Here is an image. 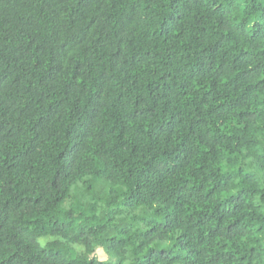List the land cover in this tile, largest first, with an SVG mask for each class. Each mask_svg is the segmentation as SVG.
Returning a JSON list of instances; mask_svg holds the SVG:
<instances>
[{
	"label": "trees",
	"instance_id": "1",
	"mask_svg": "<svg viewBox=\"0 0 264 264\" xmlns=\"http://www.w3.org/2000/svg\"><path fill=\"white\" fill-rule=\"evenodd\" d=\"M0 264H264V0H0Z\"/></svg>",
	"mask_w": 264,
	"mask_h": 264
},
{
	"label": "rangeland",
	"instance_id": "2",
	"mask_svg": "<svg viewBox=\"0 0 264 264\" xmlns=\"http://www.w3.org/2000/svg\"><path fill=\"white\" fill-rule=\"evenodd\" d=\"M97 255L101 258V259H106L107 255L105 253V251L102 248H99L97 251Z\"/></svg>",
	"mask_w": 264,
	"mask_h": 264
}]
</instances>
